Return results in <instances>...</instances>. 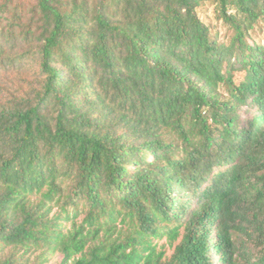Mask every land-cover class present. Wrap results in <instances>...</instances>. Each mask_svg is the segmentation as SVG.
<instances>
[{
	"label": "trees",
	"instance_id": "trees-1",
	"mask_svg": "<svg viewBox=\"0 0 264 264\" xmlns=\"http://www.w3.org/2000/svg\"><path fill=\"white\" fill-rule=\"evenodd\" d=\"M56 255L264 264V0H0V264Z\"/></svg>",
	"mask_w": 264,
	"mask_h": 264
},
{
	"label": "rangeland",
	"instance_id": "rangeland-1",
	"mask_svg": "<svg viewBox=\"0 0 264 264\" xmlns=\"http://www.w3.org/2000/svg\"><path fill=\"white\" fill-rule=\"evenodd\" d=\"M212 8L209 7L206 10H203L200 15L208 22L209 20H211L212 17ZM221 32V38L224 36V31L220 30ZM165 244V241H160L159 242V246ZM177 243H175L174 245H176ZM173 253V248H169L168 246H166V255L170 256ZM62 260V257L59 255L54 256L51 261L48 264H59Z\"/></svg>",
	"mask_w": 264,
	"mask_h": 264
}]
</instances>
